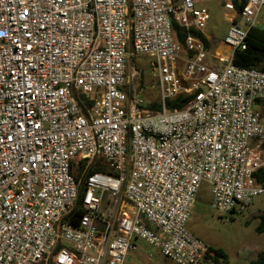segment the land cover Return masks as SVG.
Here are the masks:
<instances>
[{
  "label": "built area",
  "instance_id": "2783aa9c",
  "mask_svg": "<svg viewBox=\"0 0 264 264\" xmlns=\"http://www.w3.org/2000/svg\"><path fill=\"white\" fill-rule=\"evenodd\" d=\"M209 1L0 0V264H127L138 241L214 264L187 231L201 184L219 215L264 193V71L234 63L264 0H223L216 47Z\"/></svg>",
  "mask_w": 264,
  "mask_h": 264
},
{
  "label": "rangeland",
  "instance_id": "374dc122",
  "mask_svg": "<svg viewBox=\"0 0 264 264\" xmlns=\"http://www.w3.org/2000/svg\"><path fill=\"white\" fill-rule=\"evenodd\" d=\"M199 8L209 13L204 33L212 38L211 42L216 47L225 40L231 27L223 10V0H212L201 4ZM255 23L258 28L264 29V7L258 13ZM133 61L135 67L144 74V99L148 102L158 101L160 92L151 67L153 60L148 56L138 57L130 61V66ZM211 199L210 186L203 182L198 190L197 204L187 224V231L208 248L223 251L228 264H248L259 254H264V232L257 231L261 224L260 217L264 215V193L254 197L244 210L237 205L233 212L224 215H219L212 208ZM137 245L138 250L128 254L127 264H174L153 246L143 241H138Z\"/></svg>",
  "mask_w": 264,
  "mask_h": 264
},
{
  "label": "trees",
  "instance_id": "16d2710c",
  "mask_svg": "<svg viewBox=\"0 0 264 264\" xmlns=\"http://www.w3.org/2000/svg\"><path fill=\"white\" fill-rule=\"evenodd\" d=\"M173 34L175 39L180 44L185 43V31H183L178 25H173ZM235 65L245 69H256L264 71V29L252 28L249 30L247 35L246 50L236 51L234 57ZM193 99L192 96L180 95L174 101H167L165 104L166 110H182L187 104ZM149 108L158 109L160 108L157 104L150 105ZM94 172L110 173V171L101 163H96L93 167ZM91 171V172H93ZM254 180L257 184L264 186V169H261L254 175ZM83 191V189H82ZM82 197V195H81ZM81 200V199H80ZM78 204L76 210V216L79 217L81 209ZM261 224L258 228L259 233L264 232V215L260 217ZM213 250V249H211ZM216 254L214 264H228V258L226 254L221 250H213ZM248 264H264V254H259L255 260L250 261Z\"/></svg>",
  "mask_w": 264,
  "mask_h": 264
},
{
  "label": "crops",
  "instance_id": "0c3cea01",
  "mask_svg": "<svg viewBox=\"0 0 264 264\" xmlns=\"http://www.w3.org/2000/svg\"><path fill=\"white\" fill-rule=\"evenodd\" d=\"M197 200H198V198H197ZM196 204H197V202H196ZM196 204H195V206H196Z\"/></svg>",
  "mask_w": 264,
  "mask_h": 264
}]
</instances>
